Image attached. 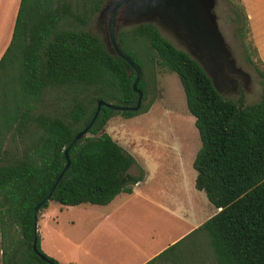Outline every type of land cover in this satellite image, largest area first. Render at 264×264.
I'll use <instances>...</instances> for the list:
<instances>
[{
	"label": "trees",
	"instance_id": "1",
	"mask_svg": "<svg viewBox=\"0 0 264 264\" xmlns=\"http://www.w3.org/2000/svg\"><path fill=\"white\" fill-rule=\"evenodd\" d=\"M237 1L240 12L234 14L245 60L261 78L254 103L219 94L197 61L154 23L118 30L121 50L141 67L142 101L157 67L179 78L200 139L192 162L195 188L218 209L143 264H264V64ZM106 2L20 0L0 57L1 264H60L41 250L33 217L51 189L37 218L49 200L62 206L106 205L144 178L143 169L130 172L135 158L104 127L115 114L130 118L146 112L152 100L141 102L137 111L102 105L88 133L68 150L69 165L59 177L65 149L89 124L99 99L136 103L135 73L89 29Z\"/></svg>",
	"mask_w": 264,
	"mask_h": 264
},
{
	"label": "rangeland",
	"instance_id": "2",
	"mask_svg": "<svg viewBox=\"0 0 264 264\" xmlns=\"http://www.w3.org/2000/svg\"><path fill=\"white\" fill-rule=\"evenodd\" d=\"M235 11L240 12L237 0H216L214 12L219 30L237 66L249 75V84L240 94L228 92L224 97L249 104L260 98L261 78L245 60ZM89 29L105 41L102 24L95 20ZM251 57L255 59L254 55ZM147 93L142 103L149 100L152 103L146 112L130 118L115 114L104 127L135 158L136 164L130 172L138 174L143 169L144 178L147 176L143 184L133 186L132 194L119 196L123 201L116 213H124V218L119 220L117 231L105 234L101 229L100 237L88 236L95 228L96 217L112 213L109 205L62 206L49 200L37 218L40 247L46 255L49 252L53 257L48 256L63 264H111L112 258L123 252L139 253L140 257L143 245L147 247L155 240L157 247L166 246L190 224L199 226L214 214L215 207L205 193L195 188L196 171L192 162L200 139L179 78L175 72L157 67L154 85L148 86ZM49 104L54 107L52 102ZM106 247L108 252L104 250ZM85 250L90 253L85 254ZM150 252L147 250L143 255Z\"/></svg>",
	"mask_w": 264,
	"mask_h": 264
},
{
	"label": "water",
	"instance_id": "3",
	"mask_svg": "<svg viewBox=\"0 0 264 264\" xmlns=\"http://www.w3.org/2000/svg\"><path fill=\"white\" fill-rule=\"evenodd\" d=\"M216 0H107L99 10L96 21L102 22L105 33V45L109 53L122 58L135 73L132 89L137 93L136 103L130 106L117 105L99 99L96 111L81 131L64 151L66 165H69L67 152L74 143L83 138L96 118L102 105L114 110L137 111L141 105L143 92L138 88L142 77L141 67L131 57L125 54L118 43L117 34L120 27H129L142 23H154L158 29L167 35L175 45L185 50L201 66L209 77L214 89L224 96V93H239L236 77H240L244 87L249 84V75L237 66L229 45L224 40L214 12ZM52 189L46 197L33 209V217L37 223V213L41 204L47 201ZM36 237L33 241L35 250Z\"/></svg>",
	"mask_w": 264,
	"mask_h": 264
},
{
	"label": "crops",
	"instance_id": "4",
	"mask_svg": "<svg viewBox=\"0 0 264 264\" xmlns=\"http://www.w3.org/2000/svg\"><path fill=\"white\" fill-rule=\"evenodd\" d=\"M240 1L248 17L253 43L257 49L259 58L264 64V0H240ZM19 3L20 0H0V57L2 56V54L4 53L5 49L7 48L10 42ZM146 178L147 176H145V178L139 183H137L134 187H138L141 184H143ZM134 187H133V191L129 194H132L134 192ZM121 194H128V193L121 192L117 196H115V198L111 202L104 205V206L109 205L110 206L109 208L112 213L110 215H103V216L100 215L99 217H96L97 220L94 226L95 228L88 234V236H90V239H93L95 237L98 238V235L100 237L103 233L111 234L112 232L117 231L116 227L119 220H121V218H124V213H120V214L116 213V210L120 208V206L122 205L121 203L123 200L119 199V196ZM83 204H89V203H83ZM92 205H96V204H92ZM217 211L218 209L215 208V212ZM112 215H114L113 221H110ZM197 226L198 224L196 223L190 224L189 227L184 232L173 238V240H171V242L168 245L176 242L177 240L182 238L184 235L188 234ZM101 229L103 233H99ZM94 234L96 235L95 237L93 236ZM148 244L149 246L147 247L146 244L140 247L142 249V253L140 257H139V253L129 254V252L127 253L123 252L119 257L114 259L112 258L111 264H143L168 246V245L166 246L163 245L157 247L155 244V240H153L152 243H148ZM104 250L108 252L109 248L106 247L104 248ZM147 250H151V252L149 254L143 255V253ZM84 252H86L85 254L90 253L87 250H85ZM47 255L52 256V254H50L49 252H47ZM59 262L60 264H63L61 260Z\"/></svg>",
	"mask_w": 264,
	"mask_h": 264
},
{
	"label": "flooded vegetation",
	"instance_id": "5",
	"mask_svg": "<svg viewBox=\"0 0 264 264\" xmlns=\"http://www.w3.org/2000/svg\"><path fill=\"white\" fill-rule=\"evenodd\" d=\"M98 23L103 25L102 22H98ZM103 27H104V25H103ZM236 78H237L238 85H239V87H238V89H239V93H238V94H240L241 90H244L245 87H244V84H243L242 79H241L240 77H236Z\"/></svg>",
	"mask_w": 264,
	"mask_h": 264
}]
</instances>
